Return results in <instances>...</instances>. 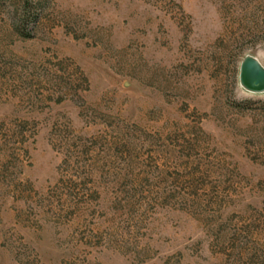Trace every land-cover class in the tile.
Masks as SVG:
<instances>
[{
	"label": "rangeland",
	"instance_id": "rangeland-1",
	"mask_svg": "<svg viewBox=\"0 0 264 264\" xmlns=\"http://www.w3.org/2000/svg\"><path fill=\"white\" fill-rule=\"evenodd\" d=\"M264 0H0V264H264Z\"/></svg>",
	"mask_w": 264,
	"mask_h": 264
},
{
	"label": "water",
	"instance_id": "water-1",
	"mask_svg": "<svg viewBox=\"0 0 264 264\" xmlns=\"http://www.w3.org/2000/svg\"><path fill=\"white\" fill-rule=\"evenodd\" d=\"M237 81L249 93L264 92V67L251 54H244L238 63Z\"/></svg>",
	"mask_w": 264,
	"mask_h": 264
}]
</instances>
